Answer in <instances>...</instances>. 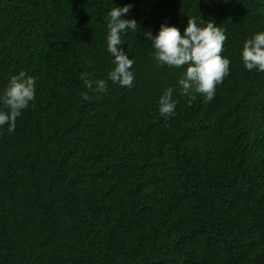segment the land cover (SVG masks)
<instances>
[{
    "label": "trees",
    "instance_id": "1",
    "mask_svg": "<svg viewBox=\"0 0 264 264\" xmlns=\"http://www.w3.org/2000/svg\"><path fill=\"white\" fill-rule=\"evenodd\" d=\"M128 4L131 88L108 79L106 39ZM189 18L226 31L231 61L191 105L185 69L160 66L144 36ZM262 31L264 0H0V96L20 71L36 78L15 131L0 127V264H264V72L242 61Z\"/></svg>",
    "mask_w": 264,
    "mask_h": 264
},
{
    "label": "clouds",
    "instance_id": "2",
    "mask_svg": "<svg viewBox=\"0 0 264 264\" xmlns=\"http://www.w3.org/2000/svg\"><path fill=\"white\" fill-rule=\"evenodd\" d=\"M207 2V0H205ZM132 5L113 7L107 13V51L114 57L115 67L108 73V79L121 87L131 88L135 77L131 71L134 60L130 59L121 47L125 43L122 34L129 30L137 31L135 19H124ZM144 36L152 41L154 58L160 66L184 68L178 81L181 95L191 105L197 95L203 96L206 102L215 98L216 88L230 75V59L223 57L222 52L227 42L226 31L209 21L206 26H199L194 18H189L183 34L175 26L166 23L160 26L155 36L149 31ZM242 61L249 71L264 72V31L254 34L245 41L242 50ZM89 91L106 92L107 81L92 80L87 72L80 76ZM36 78L20 71L11 76L8 85L0 96L7 110H0V127L8 125V132L15 131L16 120L35 100ZM82 99L89 100L88 92L81 93ZM178 101L173 99V89L169 87L159 99V112L165 119L171 117Z\"/></svg>",
    "mask_w": 264,
    "mask_h": 264
}]
</instances>
